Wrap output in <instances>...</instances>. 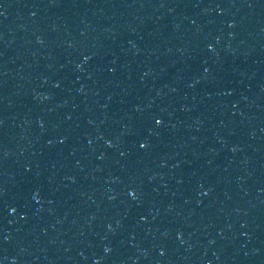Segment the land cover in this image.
<instances>
[{
    "label": "water",
    "instance_id": "1",
    "mask_svg": "<svg viewBox=\"0 0 264 264\" xmlns=\"http://www.w3.org/2000/svg\"><path fill=\"white\" fill-rule=\"evenodd\" d=\"M132 163L264 185V0H0V217Z\"/></svg>",
    "mask_w": 264,
    "mask_h": 264
}]
</instances>
